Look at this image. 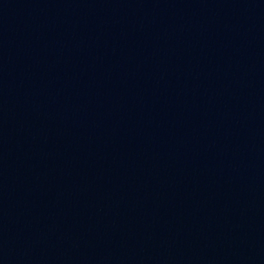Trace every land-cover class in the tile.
<instances>
[{
  "label": "water",
  "instance_id": "95a60500",
  "mask_svg": "<svg viewBox=\"0 0 264 264\" xmlns=\"http://www.w3.org/2000/svg\"><path fill=\"white\" fill-rule=\"evenodd\" d=\"M0 264H264V0H0Z\"/></svg>",
  "mask_w": 264,
  "mask_h": 264
}]
</instances>
